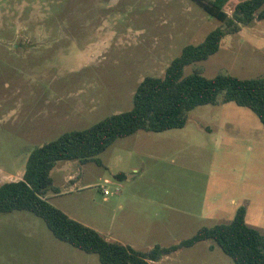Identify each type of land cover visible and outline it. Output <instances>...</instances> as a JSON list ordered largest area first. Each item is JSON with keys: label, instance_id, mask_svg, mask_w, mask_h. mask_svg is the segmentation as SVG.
Returning a JSON list of instances; mask_svg holds the SVG:
<instances>
[{"label": "rangeland", "instance_id": "obj_1", "mask_svg": "<svg viewBox=\"0 0 264 264\" xmlns=\"http://www.w3.org/2000/svg\"><path fill=\"white\" fill-rule=\"evenodd\" d=\"M242 1L230 0L227 14ZM221 25L195 0H0V187L22 180L29 149L130 110L144 78L163 77ZM196 66L207 78L264 76V21L227 35ZM99 158L58 162L60 193L48 199L105 238L169 247L231 222L240 207L264 233V126L247 108L199 106L184 128L138 131ZM0 264L101 263L17 211L0 217ZM151 264L234 263L210 240Z\"/></svg>", "mask_w": 264, "mask_h": 264}, {"label": "trees", "instance_id": "obj_2", "mask_svg": "<svg viewBox=\"0 0 264 264\" xmlns=\"http://www.w3.org/2000/svg\"><path fill=\"white\" fill-rule=\"evenodd\" d=\"M195 1L222 25L212 30L200 44L184 47L163 77L144 78L134 93L130 110L29 149L22 180L0 187V217L17 211L33 213L46 223L57 240L97 255L101 264H151L183 248L210 240L234 264H264V234L247 224L245 207H240L229 223L203 227L193 237L169 247L157 245L148 251H139L107 240L95 229L70 218L47 197L51 191L60 193L51 176L58 162L77 160L82 164H101L100 154L118 139L138 131L161 133L184 128L191 111L199 106L234 103L251 110L264 126V76L241 79L219 73L207 78L196 66L217 54L227 35L236 34L255 21H264V0L239 2L231 16L225 11L230 0ZM189 66L193 71L186 75Z\"/></svg>", "mask_w": 264, "mask_h": 264}, {"label": "crops", "instance_id": "obj_3", "mask_svg": "<svg viewBox=\"0 0 264 264\" xmlns=\"http://www.w3.org/2000/svg\"><path fill=\"white\" fill-rule=\"evenodd\" d=\"M69 179H71V180H74V177H69ZM47 197H49V195H47ZM246 221H247V216H246ZM250 225V224H249ZM251 227H254V228H256V229H258L256 226H253V225H250ZM259 230V229H258ZM260 231V230H259ZM261 232V231H260ZM262 233V232H261ZM262 234H264V233H262ZM107 240H109V241H113V240H110V239H108V238H106ZM125 245V244H124ZM133 248V247H132Z\"/></svg>", "mask_w": 264, "mask_h": 264}, {"label": "built area", "instance_id": "obj_4", "mask_svg": "<svg viewBox=\"0 0 264 264\" xmlns=\"http://www.w3.org/2000/svg\"><path fill=\"white\" fill-rule=\"evenodd\" d=\"M104 193H105L106 197L109 195V191L108 190H105Z\"/></svg>", "mask_w": 264, "mask_h": 264}, {"label": "water", "instance_id": "obj_5", "mask_svg": "<svg viewBox=\"0 0 264 264\" xmlns=\"http://www.w3.org/2000/svg\"><path fill=\"white\" fill-rule=\"evenodd\" d=\"M23 176L26 174V171L22 172Z\"/></svg>", "mask_w": 264, "mask_h": 264}]
</instances>
